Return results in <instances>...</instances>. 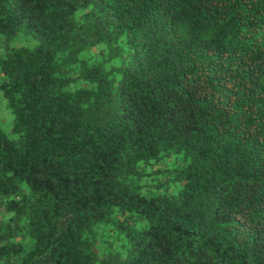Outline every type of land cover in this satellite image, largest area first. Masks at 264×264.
I'll list each match as a JSON object with an SVG mask.
<instances>
[{
	"label": "trees",
	"instance_id": "1",
	"mask_svg": "<svg viewBox=\"0 0 264 264\" xmlns=\"http://www.w3.org/2000/svg\"><path fill=\"white\" fill-rule=\"evenodd\" d=\"M1 93L0 264H264V0H0Z\"/></svg>",
	"mask_w": 264,
	"mask_h": 264
},
{
	"label": "rangeland",
	"instance_id": "2",
	"mask_svg": "<svg viewBox=\"0 0 264 264\" xmlns=\"http://www.w3.org/2000/svg\"><path fill=\"white\" fill-rule=\"evenodd\" d=\"M36 44V43H34ZM25 46H32L33 41L30 40L29 42L24 43ZM13 121L14 116L8 106V101L3 96V94H0V127L6 132L11 133L13 129Z\"/></svg>",
	"mask_w": 264,
	"mask_h": 264
}]
</instances>
